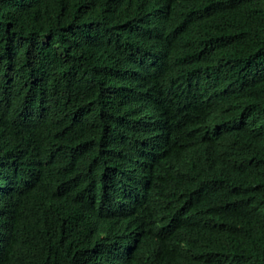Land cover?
<instances>
[{"label": "trees", "instance_id": "1", "mask_svg": "<svg viewBox=\"0 0 264 264\" xmlns=\"http://www.w3.org/2000/svg\"><path fill=\"white\" fill-rule=\"evenodd\" d=\"M0 264H264V0H0Z\"/></svg>", "mask_w": 264, "mask_h": 264}]
</instances>
